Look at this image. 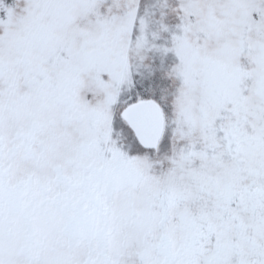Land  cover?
<instances>
[{"label":"snow or ice","instance_id":"obj_1","mask_svg":"<svg viewBox=\"0 0 264 264\" xmlns=\"http://www.w3.org/2000/svg\"><path fill=\"white\" fill-rule=\"evenodd\" d=\"M0 264H264V0H0Z\"/></svg>","mask_w":264,"mask_h":264}]
</instances>
